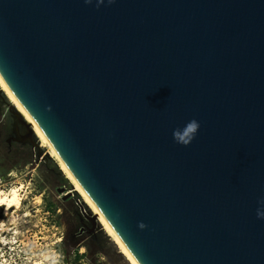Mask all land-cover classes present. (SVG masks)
I'll return each instance as SVG.
<instances>
[{
    "label": "water",
    "instance_id": "water-1",
    "mask_svg": "<svg viewBox=\"0 0 264 264\" xmlns=\"http://www.w3.org/2000/svg\"><path fill=\"white\" fill-rule=\"evenodd\" d=\"M0 75L139 264H264V0H0Z\"/></svg>",
    "mask_w": 264,
    "mask_h": 264
},
{
    "label": "rangeland",
    "instance_id": "rangeland-1",
    "mask_svg": "<svg viewBox=\"0 0 264 264\" xmlns=\"http://www.w3.org/2000/svg\"><path fill=\"white\" fill-rule=\"evenodd\" d=\"M1 92L6 95L0 86ZM15 110L8 96L5 100L0 94V163H15L9 170L0 166V199L14 188L20 197L18 206L0 204V264H113L104 254L77 259L75 249L86 253L91 237V222L81 207L90 215L93 211L36 132L33 141L19 139L26 128ZM8 148L11 152L6 153ZM26 159L31 162L25 165ZM62 187L65 190L59 191ZM68 192L72 194L65 198ZM95 230L99 247H106L109 239L120 251L99 220ZM118 264L132 263L124 255Z\"/></svg>",
    "mask_w": 264,
    "mask_h": 264
},
{
    "label": "bare ground",
    "instance_id": "bare-ground-1",
    "mask_svg": "<svg viewBox=\"0 0 264 264\" xmlns=\"http://www.w3.org/2000/svg\"><path fill=\"white\" fill-rule=\"evenodd\" d=\"M0 86L2 90L6 93L8 98L10 99L11 103L16 107V109L23 115V117L31 124L34 132L37 133L38 137L43 141L45 145L48 146L50 149L52 156H54L60 166V169L64 172L66 177L70 180V182L74 185V187L78 190V192L81 194L83 199L88 203L90 208L92 209L93 213L97 216L98 220L101 222L103 227L108 231L110 235L113 236L115 241L117 242L120 250L126 255V257L130 260L132 264H139L137 259L133 256V254L129 251V249L126 247L124 242L121 240L119 235L115 232L113 227L108 223L107 219L103 215V213L100 211L98 206L95 204V202L88 196V194L85 192V190L82 188L79 181L76 179V177L72 174L70 169L67 167L65 162L61 159L57 151L55 150L52 143L49 141L48 137L45 135V133L42 131V129L39 127L37 122L33 119V117L29 114V112L25 109V107L20 103V101L17 99V97L14 95V93L10 90L8 85L6 84L3 77L0 75ZM0 199V204H4L7 206V208L18 206L20 204V197H19V190L17 188L12 189L9 193H2Z\"/></svg>",
    "mask_w": 264,
    "mask_h": 264
},
{
    "label": "trees",
    "instance_id": "trees-1",
    "mask_svg": "<svg viewBox=\"0 0 264 264\" xmlns=\"http://www.w3.org/2000/svg\"><path fill=\"white\" fill-rule=\"evenodd\" d=\"M0 94H1V98L6 100V95H4L3 92H1ZM8 151L11 152V148H8L6 150V153ZM29 162L31 161L26 159L25 165ZM14 164L15 163H12V162L5 164V165L0 163V166L4 167L6 170H9L10 168L14 166ZM47 179L49 180L50 183H52L49 178ZM90 235H91L90 240L85 243L86 244L85 246H87V250H88L86 253H80V249L78 247L75 249L77 259H81L82 257L86 255L93 256L94 254L96 255L104 254L109 259H111L110 261L113 264H118L120 260L124 261L123 253H121V250L120 251L118 250V248L115 246V244L112 241H110L109 239L108 241L106 240L108 243L107 246L106 247L104 246L101 248L99 247V232H97V230L90 231ZM90 264H97V263L96 261L92 260Z\"/></svg>",
    "mask_w": 264,
    "mask_h": 264
},
{
    "label": "clouds",
    "instance_id": "clouds-1",
    "mask_svg": "<svg viewBox=\"0 0 264 264\" xmlns=\"http://www.w3.org/2000/svg\"><path fill=\"white\" fill-rule=\"evenodd\" d=\"M86 2L91 3V0H86ZM109 2H112V0H109ZM100 3H103V0H100ZM199 128H200L199 122L193 119L189 121L183 127V129H176L173 133V138L179 144H182L184 146L190 145L192 141L195 139L199 131ZM261 204L264 205V200L261 201ZM257 216L260 219H264V209H258ZM139 227L143 229L146 227V225L141 223Z\"/></svg>",
    "mask_w": 264,
    "mask_h": 264
}]
</instances>
